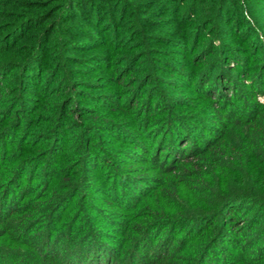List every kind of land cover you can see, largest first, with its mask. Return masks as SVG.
<instances>
[{
  "label": "rangeland",
  "instance_id": "rangeland-1",
  "mask_svg": "<svg viewBox=\"0 0 264 264\" xmlns=\"http://www.w3.org/2000/svg\"><path fill=\"white\" fill-rule=\"evenodd\" d=\"M8 8L18 14L16 37L58 9L44 31L64 23L75 53L96 52L99 60L69 54L57 72L60 62L52 63L50 50L67 41L57 32L49 36L40 77L31 84L38 88L35 101L29 109L18 101L12 113L20 112L22 122L11 117L1 128L0 209L7 228L0 243L12 249V235L26 254L1 256L0 264H85L98 243L90 264L165 258L170 264H264V147L253 140L255 128H264V0H0V10ZM11 42L0 39V62L8 60L5 73L12 67L13 76L19 66L7 53ZM101 70L104 77L90 81ZM111 70L113 80L107 79ZM76 78L73 103L116 109L124 124L114 131L73 122L62 130L66 153L85 147L94 155L56 166L55 139L47 151L37 149L57 137L59 124L57 110L41 100ZM126 111L134 113L128 122ZM5 118L4 112L0 125ZM82 131L87 136L79 142ZM178 132L190 138L181 141V153L171 146ZM231 142L241 146V156L220 153L210 167L208 152ZM191 158L206 161L204 171L189 170ZM72 174L76 182L61 187ZM26 212L30 218H11ZM70 241L83 245L81 256H69Z\"/></svg>",
  "mask_w": 264,
  "mask_h": 264
},
{
  "label": "trees",
  "instance_id": "trees-1",
  "mask_svg": "<svg viewBox=\"0 0 264 264\" xmlns=\"http://www.w3.org/2000/svg\"><path fill=\"white\" fill-rule=\"evenodd\" d=\"M86 1V0H85ZM198 1V0H197ZM91 2V1H90ZM73 5V3H72ZM75 5V3H74ZM58 9H54L52 13V15L55 14V12ZM73 10V9H72ZM12 12V13H10ZM38 15L43 16L46 13V8H41L40 11H38ZM68 14V13H67ZM72 14V13H71ZM70 14V15H71ZM36 15V14H35ZM46 17L45 19H41L37 22V24H39V27L34 29L32 32L27 33L24 36H19L16 37L18 34V31H14V25L16 23L15 19L17 18L18 14H16V12H13L12 9H7L5 10H0V39H3L4 41H9L11 42V40H13L11 43V48H9L10 50L7 51V53L11 56V59L15 60H11V63L17 64L16 66H19V72L15 75L12 76V67L9 68V72L5 71L7 70V68L5 67L8 60L2 61L0 62V120L3 117V113H6V118L2 120V123L0 125V131L2 130V126H4V124H7L6 122L9 121L11 119V117H15V122H19L23 119H21L20 117H22V114L20 112H15L12 113L13 110H16V104L18 101L22 103H24V107L28 108V106H31V103H33L35 100V98L33 97V94L36 92H38V88L37 87H33L31 84L33 82H35L36 80H38L37 78L40 77V73L42 71V67H39L38 61L40 62L42 59H44L47 50V46L50 45L52 42L50 41V37L53 34H59L61 35L60 40L63 41H67V43L65 45L62 46V48L57 50H50V54L53 57V61L54 62H60L59 63V67L57 72H59V70H62L63 68V63H62V59H64L66 56H68L69 54H71L72 56H74L75 58H78L86 63H90L93 62L94 58H98V55L96 54V52H92L90 54L87 55H82L83 57H79V54H76L75 52L77 51V43H73L71 41L70 38L66 37V27L64 25V23H60L58 24V20H56V24H54L52 27H49L48 30L44 31V26L46 21H48L51 16ZM69 16V15H68ZM72 16V15H71ZM52 20V19H51ZM70 27V26H67ZM83 28V27H82ZM61 29V31H60ZM44 31V32H43ZM65 32V33H64ZM76 33L79 32V30H75ZM82 39V37H81ZM66 50V52H65ZM78 50H84L83 48L78 49ZM70 52V53H69ZM96 60V59H95ZM99 60V58H98ZM38 64V67H37ZM21 68V69H20ZM37 68V69H36ZM67 68V67H66ZM68 70L70 69L69 67L67 68ZM46 72L48 75L49 71ZM104 71H100V73H98L97 75H92L94 76V79H90V81H96L97 79H101L104 77L103 74ZM83 73V72H82ZM11 74V75H10ZM85 74V73H84ZM89 74V73H88ZM39 76V77H38ZM59 75H56V79ZM90 76V77H92ZM115 72H113L112 70L110 71V75L109 77H107V79L109 80H113L115 78ZM35 80V81H34ZM119 85H122V82L120 80H116ZM78 78L71 80L70 83H64V84H59L58 86H56L53 90V92L51 93L50 96L45 97V99L41 100L42 102V107L46 106V108L48 110H57L58 114H59V124L57 127V137L56 138H50L49 142H47L44 146H40L37 149L41 150L43 148H46L45 151L48 150L51 141L53 139H55L54 143H53V147L51 149V154L53 155V162L56 163V166L59 165L60 163H67V165L71 164L74 162V158L78 157L81 163L82 160L81 158L84 155H88L89 157L94 155L91 151V149L89 150V148H83V149H79V150H75V152H73V155H71L70 153L67 154L65 151V144L62 138V130L65 127H70L71 124L73 122H79L81 124L83 123H94L95 125L98 124H102L106 127H108L109 129H112L115 131L114 128L122 126V122H120V119L118 121V117L122 116V113H118L117 116L116 112L117 110L114 109L112 111H110L109 109L105 112H99L96 108L93 110H84L79 103H73L75 102V94H77V92H79V87H78ZM117 86V85H116ZM229 89L227 91V93H229ZM14 95H17L18 98L16 99V97H14ZM228 97H231V95H227ZM64 97L66 99V101H64ZM213 98H211L212 100ZM13 101L15 103H13V105H10V107L8 108V104ZM64 101V102H62ZM61 108V110H60ZM29 109V108H28ZM129 115H131V118L126 120L125 122H128L132 119V117L134 118V113L131 111H126ZM72 116L74 117H79L78 121H72L69 120L68 118H71ZM51 119H49L50 122ZM179 126H174L175 128H178ZM61 128V129H60ZM249 130V129H248ZM251 130V129H250ZM83 133L81 135H77V138H79V142H83V138L85 139L87 136V131H82ZM172 132V131H171ZM255 132V138L253 137V140L257 141V142H261L263 147H264V128L262 127H258L255 128L254 130ZM61 134V138L58 137ZM187 133H182V132H178V137L176 138V140H174V142L171 143V146H176L175 149H178V151L180 150L179 153L183 152L182 150L184 148H181V141L182 140H186L185 141V145L188 144L190 140V138L188 136H186ZM166 136L169 135L170 136V132H167L165 134ZM28 137V136H27ZM76 138V136H75ZM168 138V136H167ZM173 138V137H172ZM247 139V138H246ZM250 139V138H249ZM244 140L245 138L242 140L243 144H244ZM77 141V142H78ZM165 143V142H164ZM180 145H178V144ZM23 144H26V142L24 141ZM90 145V143L88 144V146ZM57 146V147H56ZM227 147L222 148V144H217L214 149H212V152H208L210 153L209 155L206 156V158L211 157L210 159H208L210 167L214 166L215 164V160L218 158L219 159V154L222 153L224 154L226 157L229 155L231 157H234L236 155H239V157L241 156V146L234 143H229L226 145ZM194 147V146H193ZM245 147H247V145L245 144ZM60 150V155L56 156V151L58 152ZM6 153H8V149L5 150ZM56 156V157H55ZM75 156V157H74ZM196 158H191L189 160H187L185 162V165L188 166L189 170H193V172H198V171H204L205 167H203V163H206V161H202V162H198V160H195ZM80 163H78L79 165ZM193 164V168L190 167V165ZM75 168H78L77 166H75ZM73 175L70 177V180H68L67 182H62L61 183V187L64 186V184H74L76 181L73 178ZM1 208V207H0ZM3 213H5V209H0V230H2V232L0 234L6 233V231H4L5 228H7L6 223L3 222L2 218H3ZM160 214V215H159ZM156 214V215H152V217L149 220L155 219L156 216H161V213ZM31 214H28L27 212L23 215H14L11 218L15 219H25V218H30ZM2 216V217H1ZM147 220V219H146ZM29 221V220H28ZM146 222V221H145ZM234 223V222H233ZM148 223H146L147 225ZM152 225V222H150L148 224V226ZM239 228V225H236V229ZM13 236L10 235L9 239L11 240L10 243H12V249H9V247L4 248L6 245H2L0 243V257L1 256H5L7 257L9 260H12L14 258L15 255L17 256H24L26 254L24 248L19 247V245L16 244V242L13 240ZM46 241V240H45ZM97 241V240H96ZM95 241V242H96ZM54 242H56L55 240L49 241V246L53 247L54 246ZM71 243V244H70ZM91 243V241H90ZM79 246V247H78ZM86 246V245H85ZM101 244H97V247L94 248L95 252L92 255L91 251L88 250L86 253H88V256L86 258H88V261L85 264H90V262L93 260V258H95L98 253H100L99 248L101 247ZM45 247H47V245H45ZM83 245L81 244H77V243H73V242H69V246H68V251L69 252V256L70 257H79L81 256V254L78 253L81 252V250L83 249ZM90 248V246H89ZM98 248V249H97ZM97 249V250H96ZM15 253V255H14ZM29 255V254H28ZM99 256V255H98ZM98 256L96 258H98ZM11 258V259H10ZM170 262H172V260L170 258H165L163 259L162 263L160 264H170ZM82 262L77 259V264H81ZM176 264V263H174ZM180 264V263H179Z\"/></svg>",
  "mask_w": 264,
  "mask_h": 264
}]
</instances>
